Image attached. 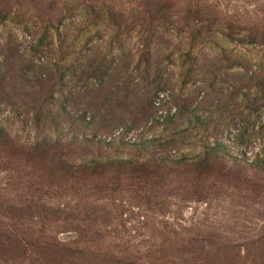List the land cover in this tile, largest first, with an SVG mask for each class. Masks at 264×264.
<instances>
[{"label": "rangeland", "instance_id": "1", "mask_svg": "<svg viewBox=\"0 0 264 264\" xmlns=\"http://www.w3.org/2000/svg\"><path fill=\"white\" fill-rule=\"evenodd\" d=\"M261 159L264 0H0V264H264Z\"/></svg>", "mask_w": 264, "mask_h": 264}, {"label": "trees", "instance_id": "2", "mask_svg": "<svg viewBox=\"0 0 264 264\" xmlns=\"http://www.w3.org/2000/svg\"><path fill=\"white\" fill-rule=\"evenodd\" d=\"M213 150L216 151V152H218V153L221 154V155H227V154H226V151H225V149H224V147H223L219 142H216V141H215V142L213 143ZM259 161H261L262 165L264 164V159H261V160H255V161L253 162L252 166H254V165H256V164H259V163H260Z\"/></svg>", "mask_w": 264, "mask_h": 264}]
</instances>
